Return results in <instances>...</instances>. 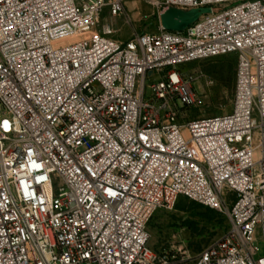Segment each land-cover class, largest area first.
<instances>
[{"label": "built area", "instance_id": "built-area-1", "mask_svg": "<svg viewBox=\"0 0 264 264\" xmlns=\"http://www.w3.org/2000/svg\"><path fill=\"white\" fill-rule=\"evenodd\" d=\"M146 1L212 12L121 40L125 0H0V264H264V0ZM231 54L232 112L186 120ZM180 197L230 219L192 263L150 243Z\"/></svg>", "mask_w": 264, "mask_h": 264}, {"label": "rangeland", "instance_id": "rangeland-1", "mask_svg": "<svg viewBox=\"0 0 264 264\" xmlns=\"http://www.w3.org/2000/svg\"><path fill=\"white\" fill-rule=\"evenodd\" d=\"M126 12L111 17L107 8L102 24H112L116 38L126 40L134 33L159 30L161 19L157 9L146 0H125ZM219 10V9H217ZM194 76L198 96L195 105L183 110L186 120L211 117L232 112L237 78V56L224 55L185 66ZM3 109L0 107V114ZM230 227L228 215L210 211L208 207L186 197H180L171 207L161 208L149 223L151 245L158 251L167 250L192 263L207 246L221 239ZM260 255L264 243L260 242Z\"/></svg>", "mask_w": 264, "mask_h": 264}, {"label": "water", "instance_id": "water-1", "mask_svg": "<svg viewBox=\"0 0 264 264\" xmlns=\"http://www.w3.org/2000/svg\"><path fill=\"white\" fill-rule=\"evenodd\" d=\"M210 7L193 8L189 10L171 7L161 15L162 28L170 31H184L202 15L211 13Z\"/></svg>", "mask_w": 264, "mask_h": 264}, {"label": "trees", "instance_id": "trees-1", "mask_svg": "<svg viewBox=\"0 0 264 264\" xmlns=\"http://www.w3.org/2000/svg\"><path fill=\"white\" fill-rule=\"evenodd\" d=\"M209 210H210V211H212V212L216 211V210H214V209H211V208H209Z\"/></svg>", "mask_w": 264, "mask_h": 264}]
</instances>
